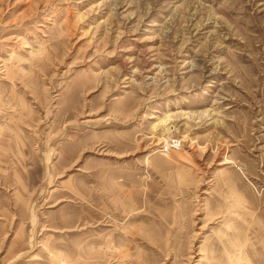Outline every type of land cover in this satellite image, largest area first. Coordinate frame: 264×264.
I'll return each mask as SVG.
<instances>
[{"label":"rangeland","instance_id":"1","mask_svg":"<svg viewBox=\"0 0 264 264\" xmlns=\"http://www.w3.org/2000/svg\"><path fill=\"white\" fill-rule=\"evenodd\" d=\"M0 264H264V0H0Z\"/></svg>","mask_w":264,"mask_h":264},{"label":"built area","instance_id":"2","mask_svg":"<svg viewBox=\"0 0 264 264\" xmlns=\"http://www.w3.org/2000/svg\"><path fill=\"white\" fill-rule=\"evenodd\" d=\"M181 145V142L177 138H170L165 140L162 144L163 151H170L171 149H177Z\"/></svg>","mask_w":264,"mask_h":264},{"label":"bare ground","instance_id":"3","mask_svg":"<svg viewBox=\"0 0 264 264\" xmlns=\"http://www.w3.org/2000/svg\"><path fill=\"white\" fill-rule=\"evenodd\" d=\"M166 152V151H165Z\"/></svg>","mask_w":264,"mask_h":264}]
</instances>
